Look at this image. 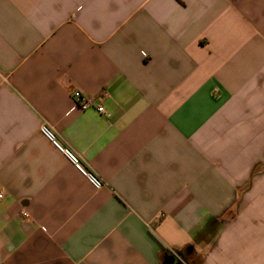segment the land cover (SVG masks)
<instances>
[{"label": "crops", "instance_id": "1", "mask_svg": "<svg viewBox=\"0 0 264 264\" xmlns=\"http://www.w3.org/2000/svg\"><path fill=\"white\" fill-rule=\"evenodd\" d=\"M0 194V264H264V0H0Z\"/></svg>", "mask_w": 264, "mask_h": 264}, {"label": "built area", "instance_id": "2", "mask_svg": "<svg viewBox=\"0 0 264 264\" xmlns=\"http://www.w3.org/2000/svg\"><path fill=\"white\" fill-rule=\"evenodd\" d=\"M72 100L75 106L81 110H86L93 106V101L88 98L80 90H76L72 93ZM98 112L103 111V106L98 104L95 106ZM39 132L43 135L50 143L74 165V167L85 177V179L92 185L94 188L99 189L105 185L104 179H102L94 170L88 168L80 159V157L74 153L70 148L63 146L58 140L56 133L52 126L48 123L43 122L39 127ZM1 197V194H0ZM22 216L27 219L29 214L26 211H22Z\"/></svg>", "mask_w": 264, "mask_h": 264}, {"label": "water", "instance_id": "3", "mask_svg": "<svg viewBox=\"0 0 264 264\" xmlns=\"http://www.w3.org/2000/svg\"><path fill=\"white\" fill-rule=\"evenodd\" d=\"M169 259L172 260V257H170Z\"/></svg>", "mask_w": 264, "mask_h": 264}]
</instances>
